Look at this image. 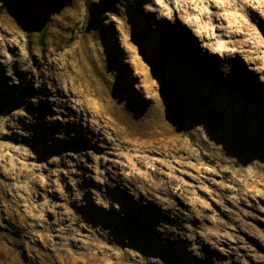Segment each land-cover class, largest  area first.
<instances>
[{
	"label": "rangeland",
	"instance_id": "1",
	"mask_svg": "<svg viewBox=\"0 0 264 264\" xmlns=\"http://www.w3.org/2000/svg\"><path fill=\"white\" fill-rule=\"evenodd\" d=\"M193 1L230 56L161 0H0V264H264V16L230 1L249 43ZM99 84L139 132L87 114Z\"/></svg>",
	"mask_w": 264,
	"mask_h": 264
},
{
	"label": "bare ground",
	"instance_id": "2",
	"mask_svg": "<svg viewBox=\"0 0 264 264\" xmlns=\"http://www.w3.org/2000/svg\"><path fill=\"white\" fill-rule=\"evenodd\" d=\"M214 7L216 10H221L222 12L219 13V18L215 17L212 19V21H217L218 25H217V30L219 29L220 32H229L232 35H241L242 36V40L243 41H247L250 39L245 38L244 36L246 35V33L244 32V30L241 28V22L242 19L238 18L237 14L235 13L233 10V6L231 4V0H211ZM243 5L245 6V8L247 7L248 12H251V17L257 18L260 17L261 14H263L264 16V0H243ZM160 3H163V7L161 11H157L159 14V19L162 22H172L173 19V14L168 13L165 14L164 13V9H165V3H171L174 5L175 9L178 10V13H180V17H183L185 24L188 26H191L192 28L195 29V32L197 33L196 35L199 37V39L203 42L202 46L212 49L211 55H208L207 57L211 60H217V54L218 51L223 53V56H230L232 53V48H230L228 45L223 44V45H219L217 48L214 47V45H216V43L213 41V39L215 38V32L212 31L209 28V24L207 25L204 21L205 17H206V12H199V17L195 16L194 14H196V8L193 7V4H195L196 2H194L193 0H161ZM159 3V4H160ZM201 3V2H200ZM211 3V5H212ZM202 4V3H201ZM204 4V3H203ZM172 5V6H173ZM162 6V5H160ZM167 6V5H166ZM202 6V5H201ZM204 8V7H203ZM58 11V10H57ZM199 11V10H198ZM197 11V12H198ZM245 13V12H244ZM157 15V16H158ZM217 15V13H216ZM106 16V15H105ZM156 16V17H157ZM208 18V17H207ZM210 18V17H209ZM153 19V18H152ZM251 19V18H250ZM262 19V18H261ZM17 20V19H16ZM210 20V19H208ZM253 20V19H252ZM211 21V22H212ZM258 21V20H257ZM209 22V21H208ZM209 22V23H211ZM248 25V24H247ZM250 27V26H249ZM175 31L172 32H168L167 36L171 35V36H175L176 39L178 40L179 43V48H178V57H175L176 62L173 61V59L171 58V74L174 77L175 80L177 81H193V79H197L200 81V77L202 76L201 73H199L198 70H195L192 66L190 67V59H189V63L187 60H185L186 58L184 57V55H186L187 51L190 53H194L197 52V50L195 51V47H197L196 45L194 46V41L190 38H188L187 35H185V31H183L179 26H175ZM252 29V28H251ZM251 31V30H250ZM247 32V31H246ZM253 33V32H252ZM258 34V33H257ZM166 36V37H167ZM256 37V36H255ZM254 37V38H255ZM165 38V37H164ZM157 39V38H156ZM246 39V40H245ZM253 39V38H252ZM166 43V42H163ZM177 43V42H176ZM192 45V48L190 47V44ZM250 43V42H249ZM168 44V43H167ZM158 45V44H157ZM170 45V44H169ZM236 52V51H235ZM242 52V51H241ZM174 53V51H173ZM105 54V53H104ZM188 54V53H187ZM173 55V54H172ZM132 57V56H131ZM104 58V57H103ZM150 60V59H149ZM75 61V60H74ZM109 61V60H108ZM86 62V61H85ZM134 62V61H133ZM163 62V61H162ZM192 62V61H191ZM57 63V62H56ZM55 63V64H56ZM88 63V62H87ZM148 63V62H147ZM228 63V62H227ZM60 64V63H59ZM107 65V64H106ZM120 65V64H119ZM60 66H62L60 64ZM64 67V66H62ZM88 67V66H87ZM168 67V66H167ZM229 68V67H228ZM64 69V68H63ZM235 69V67H233V69L231 71H227L228 73H233V70ZM56 70V69H55ZM91 70V69H90ZM165 70V69H164ZM112 71V70H111ZM114 71V70H113ZM62 73V72H60ZM110 73V72H109ZM147 74V73H146ZM15 76V75H14ZM63 76V75H62ZM108 77V76H107ZM196 77V78H194ZM64 78V77H63ZM63 78L61 80H63ZM94 78V77H93ZM109 78V77H108ZM73 79V78H72ZM92 79V78H91ZM110 79V78H109ZM192 79V80H191ZM205 80V79H204ZM17 81V80H16ZM72 81V80H71ZM75 81V80H74ZM96 81H98L96 79ZM206 82V81H205ZM73 83V82H72ZM100 83V82H99ZM208 83V82H206ZM75 84V83H74ZM210 84V83H208ZM213 84V83H212ZM75 86V85H74ZM118 86V85H117ZM223 86V85H222ZM76 87V86H75ZM145 87V86H144ZM77 89V88H76ZM85 89V88H84ZM124 89V88H123ZM217 89V88H216ZM118 90V89H117ZM84 90H80V92H83ZM102 92L105 93L104 96V101L101 102L98 99H96L94 97V93L93 90L89 89L87 90V93L89 95V98L87 99V103L85 106V110L87 112V114L89 116H91L92 118H95L96 116H100L101 119L105 118L106 119V127H110L109 124L111 122H114V119L117 117V119L119 120V122L122 124V127H119L120 131L123 130V132L127 135H130L131 133L133 134L134 132H139V129H137L135 126H132V124L130 123V121L121 114V111L125 108L124 107V96H122L121 94L119 95L118 93H116L115 91H113L112 96L110 97V95H108L110 93V90L108 87H103L102 85H98V90L97 92ZM127 91V90H126ZM85 92V91H84ZM82 94V93H81ZM84 95V94H83ZM153 95V94H151ZM151 98V96H150ZM155 99V98H154ZM159 102V101H158ZM157 102V103H158ZM164 109V108H163ZM255 110V109H252ZM152 119V118H151ZM104 121V120H103ZM142 124V123H141ZM96 125V121H94V123L92 124V126L94 127ZM143 125V124H142ZM120 142L122 143V148H127L125 147V145L128 146V140L125 138H121ZM159 178V177H158ZM237 200V199H236ZM238 202V200H237ZM236 202V203H237ZM239 204V203H238ZM238 206V205H236ZM235 214L238 215L239 211L237 208H235Z\"/></svg>",
	"mask_w": 264,
	"mask_h": 264
},
{
	"label": "trees",
	"instance_id": "3",
	"mask_svg": "<svg viewBox=\"0 0 264 264\" xmlns=\"http://www.w3.org/2000/svg\"><path fill=\"white\" fill-rule=\"evenodd\" d=\"M27 35H28V38L30 39L31 34H30L29 30H27ZM39 42H40L42 48L45 49V47H46V33L45 32L42 33V35H40Z\"/></svg>",
	"mask_w": 264,
	"mask_h": 264
}]
</instances>
